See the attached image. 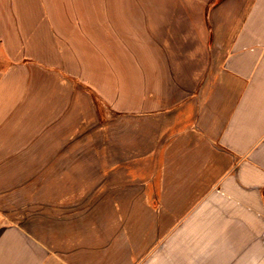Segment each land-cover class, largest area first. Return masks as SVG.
<instances>
[{
  "label": "crops",
  "instance_id": "obj_1",
  "mask_svg": "<svg viewBox=\"0 0 264 264\" xmlns=\"http://www.w3.org/2000/svg\"><path fill=\"white\" fill-rule=\"evenodd\" d=\"M0 264H264V0H0Z\"/></svg>",
  "mask_w": 264,
  "mask_h": 264
},
{
  "label": "trees",
  "instance_id": "obj_2",
  "mask_svg": "<svg viewBox=\"0 0 264 264\" xmlns=\"http://www.w3.org/2000/svg\"><path fill=\"white\" fill-rule=\"evenodd\" d=\"M223 0H215L216 4L221 3Z\"/></svg>",
  "mask_w": 264,
  "mask_h": 264
},
{
  "label": "rangeland",
  "instance_id": "obj_3",
  "mask_svg": "<svg viewBox=\"0 0 264 264\" xmlns=\"http://www.w3.org/2000/svg\"><path fill=\"white\" fill-rule=\"evenodd\" d=\"M86 2H88V1H84V3H86ZM102 1H99V3H101Z\"/></svg>",
  "mask_w": 264,
  "mask_h": 264
}]
</instances>
